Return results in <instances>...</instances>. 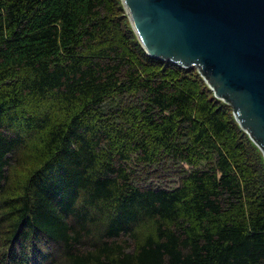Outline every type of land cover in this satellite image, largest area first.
I'll list each match as a JSON object with an SVG mask.
<instances>
[{"label":"trees","instance_id":"16d2710c","mask_svg":"<svg viewBox=\"0 0 264 264\" xmlns=\"http://www.w3.org/2000/svg\"><path fill=\"white\" fill-rule=\"evenodd\" d=\"M0 264H264L262 152L121 0H0Z\"/></svg>","mask_w":264,"mask_h":264},{"label":"water","instance_id":"95a60500","mask_svg":"<svg viewBox=\"0 0 264 264\" xmlns=\"http://www.w3.org/2000/svg\"><path fill=\"white\" fill-rule=\"evenodd\" d=\"M152 57L195 67L264 157V0H121Z\"/></svg>","mask_w":264,"mask_h":264},{"label":"rangeland","instance_id":"374dc122","mask_svg":"<svg viewBox=\"0 0 264 264\" xmlns=\"http://www.w3.org/2000/svg\"><path fill=\"white\" fill-rule=\"evenodd\" d=\"M180 165L170 164L167 167L158 168V171L152 174L153 178L149 180V183L154 184L156 187L175 188L179 177L176 173H178Z\"/></svg>","mask_w":264,"mask_h":264}]
</instances>
